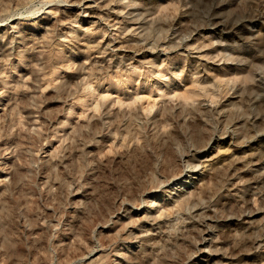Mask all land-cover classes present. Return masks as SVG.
<instances>
[{
    "label": "rangeland",
    "instance_id": "1",
    "mask_svg": "<svg viewBox=\"0 0 264 264\" xmlns=\"http://www.w3.org/2000/svg\"><path fill=\"white\" fill-rule=\"evenodd\" d=\"M201 263L264 264V0H0V264Z\"/></svg>",
    "mask_w": 264,
    "mask_h": 264
},
{
    "label": "bare ground",
    "instance_id": "2",
    "mask_svg": "<svg viewBox=\"0 0 264 264\" xmlns=\"http://www.w3.org/2000/svg\"><path fill=\"white\" fill-rule=\"evenodd\" d=\"M83 5H87V3H84L83 2ZM85 8L88 10V9H90L91 7L88 5V6H85ZM207 152L208 151H203V152H201V155L199 156L200 158H205V161H209V158H208V156H209V154L207 155ZM213 159V158H212ZM199 166V165H198ZM200 167V166H199ZM197 168V166H195V167H193L190 171H189V173H187L186 175H183V176H181V177H178V179H175V180H173L172 181V183H171V185L170 186H174V187H177L175 190H181V188H186V187H190L191 186V184L192 183H194V181H196L197 179H198V174H199V172L200 171H198V169H196ZM154 195V194H153ZM140 212V211H139ZM137 213V212H136ZM132 214V213H131ZM143 217H145V216H143ZM153 217V216H152ZM207 239V238H206ZM205 240V239H204ZM201 244V243H200ZM210 246V245H209ZM208 247V246H207ZM211 247H212V245H211ZM210 249V248H209ZM214 250V249H213ZM200 252H201V257H205L206 258V256H205V251H204V248H202L201 250H200ZM216 252V251H215ZM198 253V252H197ZM216 255V254H215ZM209 256V255H208ZM202 258V259H203ZM201 259L200 260V262H203V261H207L206 259ZM202 264V263H201Z\"/></svg>",
    "mask_w": 264,
    "mask_h": 264
}]
</instances>
